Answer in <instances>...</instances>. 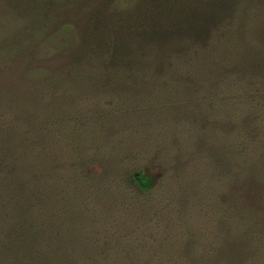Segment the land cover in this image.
<instances>
[{
	"label": "rangeland",
	"instance_id": "obj_1",
	"mask_svg": "<svg viewBox=\"0 0 264 264\" xmlns=\"http://www.w3.org/2000/svg\"><path fill=\"white\" fill-rule=\"evenodd\" d=\"M134 1L0 0V264H264V0H193L238 63L190 93L76 63Z\"/></svg>",
	"mask_w": 264,
	"mask_h": 264
},
{
	"label": "trees",
	"instance_id": "obj_2",
	"mask_svg": "<svg viewBox=\"0 0 264 264\" xmlns=\"http://www.w3.org/2000/svg\"><path fill=\"white\" fill-rule=\"evenodd\" d=\"M211 2L217 7L215 11L219 9L217 3L222 5L219 0ZM192 3L193 0H135L131 7L111 13L97 28L90 30L84 49L87 56L80 52L76 63L83 64L84 58L91 57L100 70L122 76L127 90L141 87L147 80L142 74L157 76L163 85L184 93L212 88L216 81L223 84L225 69L238 63L237 56L233 58L235 51H230L231 47L215 43L219 38L215 35L218 27L215 17L209 15L199 22L196 19L184 21L183 13L192 18L190 13L197 12ZM222 6L225 7L221 11L229 10L228 1ZM119 97L123 101L130 100L127 92ZM131 180L140 187H148L146 175L135 173ZM8 250H12L8 252L22 264L61 262L55 256L44 259L47 261L44 263L43 258L26 256L15 246Z\"/></svg>",
	"mask_w": 264,
	"mask_h": 264
}]
</instances>
